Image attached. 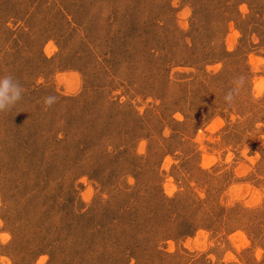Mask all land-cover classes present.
<instances>
[{"label": "rangeland", "instance_id": "374dc122", "mask_svg": "<svg viewBox=\"0 0 264 264\" xmlns=\"http://www.w3.org/2000/svg\"><path fill=\"white\" fill-rule=\"evenodd\" d=\"M6 74L0 264H264L262 0H0Z\"/></svg>", "mask_w": 264, "mask_h": 264}, {"label": "trees", "instance_id": "16d2710c", "mask_svg": "<svg viewBox=\"0 0 264 264\" xmlns=\"http://www.w3.org/2000/svg\"><path fill=\"white\" fill-rule=\"evenodd\" d=\"M263 2H264V0H262ZM81 7V4H80V2H78L77 4H76V6H74L73 8L70 6V8L68 9L67 8V10H62V8L61 7H59V9L58 10H56V13H58V14H60L61 13V16H62V20H63V22H64V19H65V23H66V25L67 26H69L70 27V30H71V32H72V34H74V32H77V31H79L80 30V28H82L81 27V22H82V20L85 18V17H87V16H89L88 14H87V16L85 15L86 13H88V11H86V10H83V9H81L80 8ZM115 15V14H114ZM116 16V15H115ZM89 18H90V16H89ZM88 18V19H89ZM121 18H123L124 20H125V16H123V17H121ZM123 19H120L118 22H119V25L121 26V23L124 21ZM132 19V20H131ZM134 20H133V18H130V20H129V25H128V27H129V29H132L134 26H133V24H134ZM84 23V22H83ZM89 27H90V25H88ZM88 27V28H89ZM127 27V28H128ZM70 32V33H71ZM67 33V32H66ZM69 33V34H70ZM60 36H62L61 34H59ZM92 41V40H91ZM83 43V42H82ZM84 44V43H83ZM85 45H90V42H87V43H85ZM125 51V50H124ZM123 51V52H124ZM122 52V50H121V54L123 53ZM68 100L70 99V101L72 100H75L76 98L75 97H70V98H67ZM90 117V116H89ZM13 116L11 115V114H9V119L11 120V122H13ZM16 123V121L14 120V124ZM17 134H18V132H17ZM18 137H19V139L18 140H16V141H18L19 143L21 142V141H19L21 138H22V136L20 135V134H18ZM28 140L29 139H24V140H22L23 142H25V145L21 148V149H19V150H17L18 152L19 151H23V153L21 154V156L23 157V159H24V161L28 164H25V166H26V170L27 169H32V165H33V163H34V161L35 160H33L34 159V153L32 152L33 150H34V148L35 147H33V145H32V147L30 146L31 145V142H28ZM27 143V144H26ZM36 149V148H35ZM23 161V160H22ZM38 163H35L34 164V167H35V174L38 172H44V171H42V168H38ZM27 184H25V186H26ZM233 207H231L230 208V210L232 209ZM234 210V209H233ZM241 210H243V213L245 212V215H247V218H248V216H250L249 218H248V220H242V221H245V223H251V224H253V225H260L261 223L262 224H264V221H262L261 222V220L259 219V218H257V217H251L252 215H250V213L251 212H257V214H260V215H262V216H264V210L261 208V209H258V208H255V209H253V208H242ZM241 220V218H237V221H236V227H241V226H243L244 228H246L247 227V225L245 224H243L242 223V221H240ZM187 226H185V228H184V230H183V233H185V234H189V233H191L194 229H195V225H193V224H186ZM38 250H40V249H38ZM38 252V251H37Z\"/></svg>", "mask_w": 264, "mask_h": 264}, {"label": "clouds", "instance_id": "9594fccd", "mask_svg": "<svg viewBox=\"0 0 264 264\" xmlns=\"http://www.w3.org/2000/svg\"><path fill=\"white\" fill-rule=\"evenodd\" d=\"M245 80L243 75L233 78V86L224 95V100L229 107L234 105L236 97L245 86ZM24 94L23 85L13 74L0 75V113L11 112L23 100ZM57 101L56 95L50 94L43 97L46 108L52 107Z\"/></svg>", "mask_w": 264, "mask_h": 264}]
</instances>
